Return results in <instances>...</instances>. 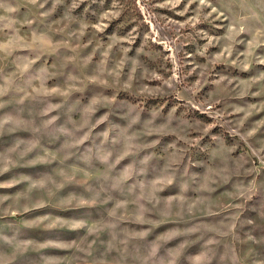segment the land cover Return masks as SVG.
<instances>
[{
    "label": "rangeland",
    "instance_id": "rangeland-1",
    "mask_svg": "<svg viewBox=\"0 0 264 264\" xmlns=\"http://www.w3.org/2000/svg\"><path fill=\"white\" fill-rule=\"evenodd\" d=\"M0 264H264V0H0Z\"/></svg>",
    "mask_w": 264,
    "mask_h": 264
}]
</instances>
